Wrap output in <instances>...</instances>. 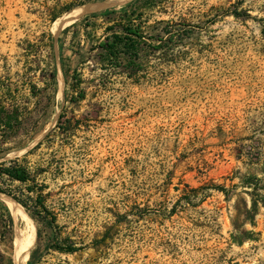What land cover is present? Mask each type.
Returning a JSON list of instances; mask_svg holds the SVG:
<instances>
[{"label":"rangeland","instance_id":"obj_1","mask_svg":"<svg viewBox=\"0 0 264 264\" xmlns=\"http://www.w3.org/2000/svg\"><path fill=\"white\" fill-rule=\"evenodd\" d=\"M79 1L0 0V101L19 118L0 164L40 174L58 217L38 226L0 192V264L32 226L26 264H264V0H245L246 20L219 16L237 0H169L151 22L174 19L186 37L139 80L105 69L93 46L106 25L91 18L136 0L63 25L113 0L65 10ZM76 72L85 98L72 102Z\"/></svg>","mask_w":264,"mask_h":264},{"label":"trees","instance_id":"obj_2","mask_svg":"<svg viewBox=\"0 0 264 264\" xmlns=\"http://www.w3.org/2000/svg\"><path fill=\"white\" fill-rule=\"evenodd\" d=\"M90 1L92 0H80L65 10ZM244 2L245 0H237L235 4L230 6L234 10L231 11L229 8L219 16L231 15L238 20L251 18L249 10L242 8ZM168 3L169 0H136L126 8L112 9L91 16V18L103 17L106 25L104 36L93 46V50L100 51V58L106 64V70L116 68L123 71L126 78L139 80L146 74V68L151 66V58L157 59L158 56H161L158 59L173 57L175 48L186 37V31L181 30L182 25L174 19L168 21L161 19L151 22L155 13H167ZM62 13L63 10L57 13L55 11L50 12L51 21L56 20ZM258 21L262 25L261 33L264 36V18H260ZM88 23H86V27H89L87 26L90 25ZM74 26L77 24L72 25V27ZM51 78L55 81L54 74H51ZM72 80L70 85L71 101L84 100L85 94L81 88L82 77L76 72ZM62 118L63 115L59 119L62 120ZM18 119L15 112L7 110L0 101V146L6 143L8 140L7 133L14 130ZM39 175L33 173L27 165L19 160L1 163L0 192L10 196L20 204L37 222L38 226L42 225L47 229L55 230L58 217L47 204L50 194H45L48 187L39 183ZM16 184L18 186L12 189ZM10 224L11 220L0 209V228L7 230ZM35 235L29 241L28 253L34 244ZM54 247L61 253L78 251L70 244L58 243Z\"/></svg>","mask_w":264,"mask_h":264},{"label":"bare ground","instance_id":"obj_3","mask_svg":"<svg viewBox=\"0 0 264 264\" xmlns=\"http://www.w3.org/2000/svg\"><path fill=\"white\" fill-rule=\"evenodd\" d=\"M126 1H128V0H113V1H111L109 3H106V4H101L100 3L98 5H88V6H84V7H81V8H77V9L69 12L65 17L62 18L63 25L69 24L71 22H75V20H78L81 16H84V14H87V13H90V12H94V11L96 12L97 10L103 9V8H105L107 6H110V5H113V4H117V3H124ZM59 28H61V27H59ZM2 197H4V196H2ZM10 201L12 202L11 206H10L11 209L17 211L18 212L17 214H19V213L24 214L22 208L18 204H16L13 200H10ZM24 216L28 220H30L28 215L24 214ZM32 233H33V226L29 227L24 234L22 233V236H20L19 234L17 235V248H16V254H15V264H26L27 258H26V255H25V247L27 245V242L31 238Z\"/></svg>","mask_w":264,"mask_h":264}]
</instances>
